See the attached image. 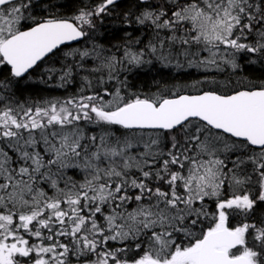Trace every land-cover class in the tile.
Here are the masks:
<instances>
[{"label":"snow or ice","instance_id":"obj_1","mask_svg":"<svg viewBox=\"0 0 264 264\" xmlns=\"http://www.w3.org/2000/svg\"><path fill=\"white\" fill-rule=\"evenodd\" d=\"M65 7L0 0V264H264V79L205 74L144 94L127 76L153 60L264 66V0H136L117 17L143 38L111 48L96 43L98 22L120 0ZM81 40L91 47L64 54L75 64L40 73L63 86L88 71L79 93L17 99Z\"/></svg>","mask_w":264,"mask_h":264},{"label":"trees","instance_id":"obj_2","mask_svg":"<svg viewBox=\"0 0 264 264\" xmlns=\"http://www.w3.org/2000/svg\"><path fill=\"white\" fill-rule=\"evenodd\" d=\"M55 2L67 5V7L59 10L66 15H71L74 6L79 4V0H55ZM91 2L92 0H85V3ZM149 2H152V0H149ZM134 3H136V0H121L120 7L117 9L116 13H113L111 17H105L102 24L98 22L96 33L98 39L96 40V43L103 44L106 48H111L112 45L119 44L126 33H131L133 37L143 38L144 30L142 26L135 24L128 26L122 23V18L117 17V13L127 11ZM91 44V41L85 42L81 40L75 46H64L60 51L56 52L55 55H50L45 63L33 73V78L32 81L29 82V86L22 87L16 92L17 99L21 102L27 101L28 103H32L53 98L63 100L79 93L84 87V80L82 78L89 76L88 71H82L74 67L72 76L69 77V82L63 86H60L61 82L59 80V74L56 79L51 80L48 83H42L40 81V73H42L45 68L54 67L60 69L64 64H75V60L79 59L78 57L74 59L72 56L65 57L64 54L75 49L82 50L86 46L91 47ZM82 63L84 64L85 69H91L95 64L91 58L86 59ZM241 63L243 64L242 69L233 70L227 68L226 71L215 72V75H213L212 78H215L220 82L228 79L235 82L244 77H247L249 80L264 79V66H261L260 64H248L245 61H241ZM4 72L6 74L7 70L5 69ZM199 73H201L200 75H205V73ZM127 76L130 90L144 94L158 93L161 88L165 87L171 88L173 86L190 85L197 80L194 68L188 69L186 66L182 69H177L174 66L164 67L156 60H153L152 65L145 66L143 69H134L132 72L127 73ZM121 78H123V76H121ZM90 79L95 83L94 76L90 77ZM187 91L195 93L191 89H187ZM110 98L111 97H106V99ZM92 126L93 125L87 126L89 132L92 130H95L96 132L100 131L98 128H93ZM68 174L74 175V178L76 179H81L78 170L76 172L70 171ZM259 211L264 212V205H261ZM237 223H239V218L231 220L232 225Z\"/></svg>","mask_w":264,"mask_h":264},{"label":"rangeland","instance_id":"obj_3","mask_svg":"<svg viewBox=\"0 0 264 264\" xmlns=\"http://www.w3.org/2000/svg\"><path fill=\"white\" fill-rule=\"evenodd\" d=\"M227 68H230V67H225L223 70L226 71ZM188 69H189V68H188ZM230 69H231V68H230ZM223 70H222V71H223ZM222 71H217V70H215V69H211V70H209L207 73H205V71H204L203 69H195V68H194V72L196 73L197 80H201V79H203V77H204V74L200 75L201 73H199V72H202V73L207 74V75L209 76V78L211 79L212 76L215 75V72H222ZM223 73H224V72H223ZM198 78H200V79H198ZM202 87H203V86H202ZM110 99H111V98H110ZM92 127L95 128V126H92Z\"/></svg>","mask_w":264,"mask_h":264},{"label":"water","instance_id":"obj_4","mask_svg":"<svg viewBox=\"0 0 264 264\" xmlns=\"http://www.w3.org/2000/svg\"><path fill=\"white\" fill-rule=\"evenodd\" d=\"M121 1V0H120ZM76 42H78V41H70V42H67V44L66 45H71V44H73V43H76ZM62 46H64V45H62ZM61 46V47H62ZM195 94V93H194Z\"/></svg>","mask_w":264,"mask_h":264},{"label":"flooded vegetation","instance_id":"obj_5","mask_svg":"<svg viewBox=\"0 0 264 264\" xmlns=\"http://www.w3.org/2000/svg\"><path fill=\"white\" fill-rule=\"evenodd\" d=\"M78 42H80V41H78ZM78 42H76V43H73V44H71V45H64V46H66V47H68V46H75ZM64 46H62V47H64ZM61 47V48H62ZM42 65V64H41ZM44 66V65H43Z\"/></svg>","mask_w":264,"mask_h":264}]
</instances>
